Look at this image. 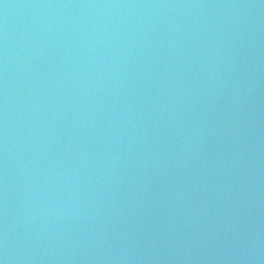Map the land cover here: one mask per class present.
Wrapping results in <instances>:
<instances>
[{
  "label": "water",
  "instance_id": "water-1",
  "mask_svg": "<svg viewBox=\"0 0 264 264\" xmlns=\"http://www.w3.org/2000/svg\"><path fill=\"white\" fill-rule=\"evenodd\" d=\"M0 264H264V0H0Z\"/></svg>",
  "mask_w": 264,
  "mask_h": 264
}]
</instances>
